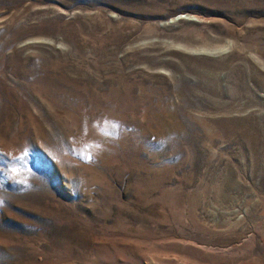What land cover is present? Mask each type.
<instances>
[{
	"label": "rangeland",
	"instance_id": "374dc122",
	"mask_svg": "<svg viewBox=\"0 0 264 264\" xmlns=\"http://www.w3.org/2000/svg\"><path fill=\"white\" fill-rule=\"evenodd\" d=\"M0 264H264V0H0Z\"/></svg>",
	"mask_w": 264,
	"mask_h": 264
},
{
	"label": "snow or ice",
	"instance_id": "6c2138e0",
	"mask_svg": "<svg viewBox=\"0 0 264 264\" xmlns=\"http://www.w3.org/2000/svg\"><path fill=\"white\" fill-rule=\"evenodd\" d=\"M117 127H118V125H117Z\"/></svg>",
	"mask_w": 264,
	"mask_h": 264
}]
</instances>
